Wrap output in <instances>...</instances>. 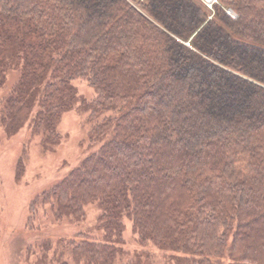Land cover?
<instances>
[{
    "label": "trees",
    "instance_id": "1",
    "mask_svg": "<svg viewBox=\"0 0 264 264\" xmlns=\"http://www.w3.org/2000/svg\"><path fill=\"white\" fill-rule=\"evenodd\" d=\"M221 2L235 19L198 0H0L6 134L30 120L57 144L75 78L95 92L90 141L110 134L31 203L78 220L97 202L102 239L62 244L75 264H115L124 218L186 264H264V0Z\"/></svg>",
    "mask_w": 264,
    "mask_h": 264
},
{
    "label": "rangeland",
    "instance_id": "2",
    "mask_svg": "<svg viewBox=\"0 0 264 264\" xmlns=\"http://www.w3.org/2000/svg\"><path fill=\"white\" fill-rule=\"evenodd\" d=\"M16 79L17 73L9 71L6 83L0 88V99ZM72 85L76 89V101L62 114L56 127L60 135L57 144L43 149L40 135L31 132L30 120L10 136L0 123V264H60L62 261L75 264L62 246L67 239L75 236L102 239V231L97 228L100 209L96 201L84 206L85 217L78 220L71 217L57 220L50 205L39 201L31 207L35 198L64 178L110 136L107 133L90 141L91 123L85 104L94 98L95 92L85 79L75 78ZM123 224V243L115 264L131 260L137 264H186L181 258L177 260L178 253L172 255L152 244L141 246L131 221L124 218Z\"/></svg>",
    "mask_w": 264,
    "mask_h": 264
},
{
    "label": "built area",
    "instance_id": "3",
    "mask_svg": "<svg viewBox=\"0 0 264 264\" xmlns=\"http://www.w3.org/2000/svg\"><path fill=\"white\" fill-rule=\"evenodd\" d=\"M207 12V20L213 19L216 13L217 8H221L223 12L230 17L231 19L236 18L234 10L230 6H223L222 0H198ZM231 2L233 0H227Z\"/></svg>",
    "mask_w": 264,
    "mask_h": 264
}]
</instances>
